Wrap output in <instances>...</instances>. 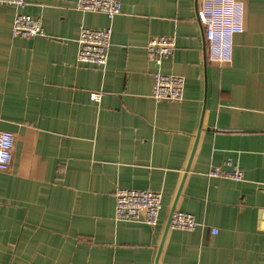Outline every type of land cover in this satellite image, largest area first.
I'll use <instances>...</instances> for the list:
<instances>
[{
	"label": "crops",
	"instance_id": "obj_1",
	"mask_svg": "<svg viewBox=\"0 0 264 264\" xmlns=\"http://www.w3.org/2000/svg\"><path fill=\"white\" fill-rule=\"evenodd\" d=\"M25 1H0V129L17 133L0 170V264H264V0H242L230 62L209 58L199 0H122L113 19ZM18 11L45 34L14 36ZM108 25L107 64L79 61L81 27ZM160 35L176 46L157 63ZM157 70L186 78L182 100L153 97ZM228 158L242 180L210 175ZM120 188L161 192L158 223L118 220ZM172 210L200 225L168 226Z\"/></svg>",
	"mask_w": 264,
	"mask_h": 264
},
{
	"label": "built area",
	"instance_id": "obj_2",
	"mask_svg": "<svg viewBox=\"0 0 264 264\" xmlns=\"http://www.w3.org/2000/svg\"><path fill=\"white\" fill-rule=\"evenodd\" d=\"M17 8L25 5V0H0ZM80 10L101 12L113 19L120 14L122 0H78ZM245 5L242 0H199L197 15L205 25L209 42V58L214 61L230 62L233 54V38L242 32L245 25ZM112 25L104 28L82 26L78 37V60L105 66L112 47ZM12 34L14 36L44 35V25L40 17L18 11L14 17ZM172 36L160 35L150 38L147 51L150 60L160 63L175 49ZM152 95L157 100L180 101L184 98L186 78L179 74H169L157 70L153 74ZM100 100L101 93H93ZM17 133L0 129V170L8 169L14 158ZM210 175L242 180L244 172L232 158L223 164L213 165ZM162 206V193L150 189L120 188L116 191L115 216L118 220L143 221L151 226L159 221ZM200 225L189 212L174 210L169 226L193 230ZM216 232V229L214 230Z\"/></svg>",
	"mask_w": 264,
	"mask_h": 264
},
{
	"label": "water",
	"instance_id": "obj_3",
	"mask_svg": "<svg viewBox=\"0 0 264 264\" xmlns=\"http://www.w3.org/2000/svg\"><path fill=\"white\" fill-rule=\"evenodd\" d=\"M173 211H174V210H172V212H171V214H170V218H171V215H172ZM170 218H169V221H168V226H169Z\"/></svg>",
	"mask_w": 264,
	"mask_h": 264
}]
</instances>
